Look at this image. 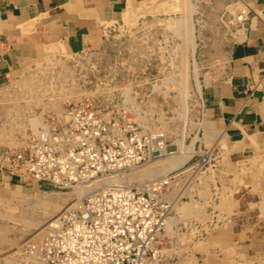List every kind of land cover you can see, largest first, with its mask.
I'll return each instance as SVG.
<instances>
[{"label": "rangeland", "instance_id": "obj_1", "mask_svg": "<svg viewBox=\"0 0 264 264\" xmlns=\"http://www.w3.org/2000/svg\"><path fill=\"white\" fill-rule=\"evenodd\" d=\"M131 6L106 24L97 43L40 60L0 88V165H8L7 175L21 189L0 201V264H24L23 246L104 182L138 184L173 170L179 178L173 207L184 217L199 214L214 197L225 198L224 162L215 158L201 119L205 91L225 67L229 46L246 20L247 0H139ZM79 104L116 120L122 146L140 148L142 134L160 131L167 152L179 150L183 161L165 172L160 164L146 163L91 186L22 181L14 173V154L40 127L62 123L64 109ZM116 143L113 148L119 149ZM183 222L187 242L196 224ZM209 227L201 224L206 232ZM165 261L176 262L167 255Z\"/></svg>", "mask_w": 264, "mask_h": 264}, {"label": "crops", "instance_id": "obj_2", "mask_svg": "<svg viewBox=\"0 0 264 264\" xmlns=\"http://www.w3.org/2000/svg\"><path fill=\"white\" fill-rule=\"evenodd\" d=\"M138 1L0 0V88L40 60L97 43L106 24ZM247 7L224 69L205 91L201 119L228 191L193 216L173 207L164 250L175 264H264V0H247ZM7 166L0 165V201L21 193ZM186 219L199 227L184 242Z\"/></svg>", "mask_w": 264, "mask_h": 264}, {"label": "built area", "instance_id": "obj_3", "mask_svg": "<svg viewBox=\"0 0 264 264\" xmlns=\"http://www.w3.org/2000/svg\"><path fill=\"white\" fill-rule=\"evenodd\" d=\"M116 124L83 104L68 106L62 123L40 127L14 154V173L22 181L91 186L144 167L162 151L160 140L166 151L160 131L142 134L140 148L122 146ZM117 140L119 149H114ZM178 179L169 170L138 184L96 186L77 208L66 210L39 239L23 246L24 264H168L163 245L173 203L169 189Z\"/></svg>", "mask_w": 264, "mask_h": 264}, {"label": "bare ground", "instance_id": "obj_4", "mask_svg": "<svg viewBox=\"0 0 264 264\" xmlns=\"http://www.w3.org/2000/svg\"><path fill=\"white\" fill-rule=\"evenodd\" d=\"M159 142L162 146L161 147L162 151L158 155L153 156L151 158V161L147 162V164H146L147 166H149L150 164H153V163L160 164L162 167V171L165 172V170L167 171L169 169H172V168L176 167L177 165H179L183 161L184 158L181 157L182 153L179 150L173 151V152H167V150H166L164 152L163 151V144L164 143L161 140ZM150 175H152V174H150ZM145 176H146V174H145ZM161 176H163V173L154 175L150 178H157V177H161ZM173 193H174V191H173V187H172L171 189H169V196H171V198L173 200L172 208H173V205L176 203V199H173V198H175V197H173ZM169 220H170V218H168V221ZM55 224H56V222L55 223L53 222L52 224H50V226L55 225ZM167 225H168V222H167ZM166 228H167V226H166Z\"/></svg>", "mask_w": 264, "mask_h": 264}]
</instances>
